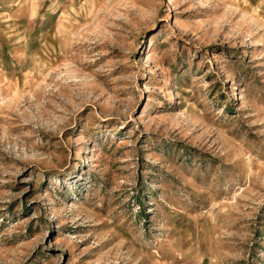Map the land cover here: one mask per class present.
<instances>
[{"label":"rangeland","instance_id":"1","mask_svg":"<svg viewBox=\"0 0 264 264\" xmlns=\"http://www.w3.org/2000/svg\"><path fill=\"white\" fill-rule=\"evenodd\" d=\"M0 264H264V0H0Z\"/></svg>","mask_w":264,"mask_h":264}]
</instances>
